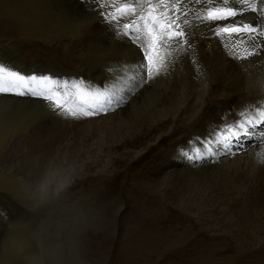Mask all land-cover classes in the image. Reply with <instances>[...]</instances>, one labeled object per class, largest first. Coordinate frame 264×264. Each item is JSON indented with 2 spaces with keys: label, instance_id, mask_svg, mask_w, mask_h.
Segmentation results:
<instances>
[{
  "label": "rangeland",
  "instance_id": "1",
  "mask_svg": "<svg viewBox=\"0 0 264 264\" xmlns=\"http://www.w3.org/2000/svg\"><path fill=\"white\" fill-rule=\"evenodd\" d=\"M94 7L90 0L83 5L77 0H0V62L23 74L83 79L86 90L89 83L96 90L100 84L120 86L139 61V49L117 37L102 18L82 36L59 27L58 13ZM23 29L30 34L19 38ZM195 49L208 80L204 106L217 82L245 80L256 90L255 78H264V60L230 55L224 65L209 64L198 59ZM196 75L197 66L182 55L170 79L144 85L139 101L107 122L61 117L43 100L23 101L35 110L15 117L14 140L0 152V236L10 224L31 222L37 236L28 252L38 264H264V164L257 157L264 150L244 157L264 136V125L233 146L234 152L243 147L237 155L229 157L213 145L225 157L200 170L192 166L180 149L202 153L209 147L205 141L213 138L196 130L203 110L193 104L201 96ZM101 78L109 83H100ZM178 95L185 100L181 107L175 104ZM73 99L67 95L62 102L72 107ZM49 159L63 166L68 179L41 201L45 212L35 214L17 176ZM4 264H10L8 257ZM15 264L27 261L21 257Z\"/></svg>",
  "mask_w": 264,
  "mask_h": 264
},
{
  "label": "snow or ice",
  "instance_id": "2",
  "mask_svg": "<svg viewBox=\"0 0 264 264\" xmlns=\"http://www.w3.org/2000/svg\"><path fill=\"white\" fill-rule=\"evenodd\" d=\"M81 5L85 0H77ZM95 7L58 13L61 30L82 36L100 18L117 37L125 38L139 49L140 59L131 67L135 69L123 76V83L114 89L106 84L93 89L91 83L85 88V80H57L51 75L23 74L14 71L0 62V152L6 151L14 140L18 123L15 117L24 111L35 108L22 103L27 98L43 100L47 108L61 117L71 116L94 117L106 115L123 107L136 91L149 82L170 79L179 58L188 56L197 66L201 96L193 100L198 104L197 111L204 108V97L207 95L208 80L205 72L200 71L196 59L194 29L208 26L212 37L228 41L231 55L237 59H247L264 53V0H238L239 7L230 6L231 0H203L204 7L193 10V5L201 0H90ZM254 14L252 20L246 14ZM239 17V18H238ZM218 21H229L227 24ZM242 49V51H238ZM257 87L264 88V82ZM72 90V91H69ZM71 95L74 106L69 107L62 102V97ZM15 98V99H11ZM208 99H211L208 97ZM185 103L182 96H177V107ZM240 119L221 123L211 140L205 141L209 147L203 152L194 150L189 153L180 149L181 154L189 161L199 162L201 157L211 156L213 159L223 151L229 157L243 151V147L233 151V146L240 143L241 138L251 137L255 129L264 125V105L245 108L239 113ZM260 144H264L261 136ZM213 145H219L217 151ZM258 161L264 164V152L257 154ZM55 159L38 164L19 176L18 185L32 199L45 200L52 192H57L68 179ZM31 222L10 224L8 232L0 236V264L6 258L5 246L29 245L37 236Z\"/></svg>",
  "mask_w": 264,
  "mask_h": 264
},
{
  "label": "bare ground",
  "instance_id": "3",
  "mask_svg": "<svg viewBox=\"0 0 264 264\" xmlns=\"http://www.w3.org/2000/svg\"><path fill=\"white\" fill-rule=\"evenodd\" d=\"M232 3L230 6H234V7H239V3H238V0H231ZM199 7L202 9L204 7V4H203V0L201 1V3L199 4ZM193 10H197V8H195L193 6ZM246 17L247 19L249 20H252L254 18V14L251 13L249 11V13L246 14ZM239 18V17H238ZM217 23H220V24H227L229 23V21H218ZM208 26H205V27H197L194 29V40L196 41V44L195 46L197 47L198 49V59L200 60H204L205 62H208L209 64H213L214 62H218L222 65H224L225 63H227V58H231L230 55V47L229 45L227 46V43L223 42L222 44V38H218V37H212L211 36V33L210 31L207 30ZM30 31L29 30H26V29H23V30H20L17 32V36H24V35H27V34H30L29 33ZM42 34L40 33V36ZM25 37V36H24ZM44 37V36H43ZM20 38V37H19ZM28 39V38H26ZM34 39V38H33ZM45 39V38H44ZM108 40V39H107ZM29 41V40H28ZM32 41V39H31ZM35 41V40H34ZM48 41V40H47ZM19 44V43H18ZM222 44V45H221ZM134 46V45H133ZM200 54V56H199ZM136 55V54H135ZM250 58H252V62L253 61H262L264 60V53H262L261 55L259 56H251ZM96 59V58H95ZM185 59V58H184ZM187 59V57H186ZM35 62V61H34ZM138 62V61H137ZM182 62V61H181ZM211 62V63H210ZM189 65V64H188ZM215 65V64H214ZM219 65V64H218ZM210 66V65H207V67ZM214 67V66H213ZM129 68V67H128ZM186 68V67H185ZM213 69V68H212ZM36 69L34 68L33 71H35ZM96 70V69H95ZM127 72H125L126 74H129L130 75V72L132 71H135L134 68L131 67V70H127ZM123 72V71H122ZM37 74V73H36ZM41 74V73H40ZM52 74V73H51ZM94 74V73H93ZM101 74V73H99ZM102 75V74H101ZM105 75V74H104ZM54 76V75H53ZM88 76V75H87ZM98 76V75H97ZM122 76V75H121ZM114 77V76H113ZM112 77V78H113ZM81 78V76H80ZM99 78V77H98ZM110 78H111V75H110ZM117 78V77H115ZM220 78H223V77H220ZM105 79V78H104ZM118 79V78H117ZM120 79V77H119ZM90 80V79H89ZM98 80V79H97ZM255 80H259L258 83H261V82H264V78H255ZM99 81V80H98ZM97 81V83H98ZM102 78H101V82L102 83ZM226 81V79H225ZM103 82L105 83H109L108 82V79L107 80H104ZM123 83V76H122V80H121V83H120V86L122 85ZM155 84V83H154ZM227 84V85H226ZM101 85V84H100ZM110 85V84H108ZM152 85V84H151ZM118 86V87H120ZM148 86V85H147ZM251 86H253V84H251ZM144 88V87H143ZM148 88V87H147ZM152 88V87H151ZM150 88V89H151ZM146 89V88H145ZM101 90V88H100ZM105 90V89H104ZM142 88L138 89L135 93V95L131 96V98L128 100V102L121 108L117 109L116 111H113V112H109L108 114L106 115H99V116H94L93 118H95V120H100V121H105L107 122L106 120H104L105 118H109V119H119L121 117V115H123L124 112H126L127 110H129L130 108H132L135 103H137L139 100V97L140 96H143L142 93ZM210 94H209V97L211 99H209V103L204 106L203 110H202V115H199L201 116V119L199 121V125L198 127L196 128V130H198L199 133H214L216 128L221 125V123H230V122H234L238 119H240V116H239V113L240 111H242L243 109L245 108H251L253 106H256V107H260L262 105H264V88H260L258 87L256 90H250L249 87H248V84L245 80H231L230 82L227 81V82H217V84L213 85L212 87H210ZM145 92H147L145 90ZM144 92V93H145ZM208 93V92H207ZM39 102V101H38ZM70 102V101H69ZM181 107V106H180ZM179 109V108H178ZM181 110V108H180ZM188 110V109H186ZM128 112V111H127ZM189 112V111H188ZM180 116V115H179ZM178 116V117H179ZM177 118V117H176ZM182 117H180L179 119H181ZM168 119V118H167ZM178 119V120H179ZM190 119V118H188ZM192 120V119H191ZM162 121V120H161ZM174 121H177V120H174ZM188 121V120H186ZM167 122V121H165ZM195 122V121H194ZM161 123V122H160ZM168 123V122H167ZM166 123V125H167ZM172 123V122H171ZM175 123V122H174ZM179 123V121H178ZM159 124V123H158ZM163 124V123H162ZM185 124V122H184ZM165 125V126H166ZM193 125V124H192ZM155 126V125H154ZM158 126V125H157ZM156 126V127H157ZM159 127V126H158ZM161 127V125H160ZM159 127V129H160ZM164 127V126H163ZM155 128V127H153ZM169 128V127H168ZM151 129V128H150ZM164 129V128H163ZM162 129V130H163ZM170 129V128H169ZM168 129V130H169ZM174 130V128H172ZM190 129V128H189ZM66 130V129H65ZM165 130V129H164ZM203 130L205 132H203ZM167 131V130H165ZM192 131V129H191ZM191 131H189L191 133ZM159 132V131H158ZM168 132V131H167ZM171 132V131H169ZM197 132V131H196ZM140 133V132H139ZM151 134V132H149ZM156 133V131L154 132ZM153 133V135H154ZM160 133V132H159ZM164 133V132H163ZM172 133V132H171ZM145 134V133H144ZM144 134H142L143 136H145ZM192 134V133H191ZM198 134V133H197ZM196 134V135H197ZM69 135V134H68ZM147 135V134H146ZM209 135V134H208ZM152 136V135H151ZM150 136V137H151ZM205 136V135H204ZM136 137H139V136H136ZM149 137V136H148ZM155 137V136H154ZM153 137V138H154ZM157 137V136H156ZM187 137V135L185 136ZM209 137V136H208ZM152 138V137H151ZM195 138V137H194ZM144 139V138H143ZM148 139V138H147ZM198 139V138H197ZM208 139V138H207ZM152 140V139H151ZM155 140V138H154ZM182 140V139H181ZM188 140V139H187ZM190 140H193L191 139L190 137ZM201 140V139H200ZM135 141V140H133ZM132 141V142H133ZM137 141V139H136ZM135 141V142H136ZM153 141V140H152ZM208 141V140H207ZM130 142V141H129ZM134 142V143H135ZM140 142V141H139ZM144 142V141H143ZM148 142V141H147ZM146 142V143H147ZM198 142V141H197ZM200 142V141H199ZM194 143V142H192ZM152 144V143H151ZM197 144V143H196ZM200 144V143H199ZM128 145V144H126ZM141 145V144H140ZM158 145V144H157ZM204 145V144H203ZM206 145V143H205ZM120 146V145H119ZM175 146V145H174ZM179 146V145H178ZM177 146V147H178ZM201 146V144H200ZM215 146V145H214ZM190 147V146H189ZM198 147V146H197ZM204 147V146H203ZM207 148V146H205ZM218 147V146H217ZM144 148V147H143ZM147 147H145L146 149ZM150 148V147H149ZM192 148V147H191ZM200 148V147H199ZM122 149V148H121ZM148 149V148H147ZM175 150V148H173ZM249 151L247 153V155H243L242 153L239 154V155H242L244 157H249L251 155L254 154L255 150H259V151H262L264 150V144L263 145H260L259 143L258 144H255V145H250L249 146ZM52 150V149H51ZM151 150V149H150ZM179 150V149H178ZM190 150V149H189ZM142 151V149H141ZM190 152V151H189ZM143 153V152H141ZM175 153H179V156H182L180 154V152H176ZM192 153V152H191ZM138 154V153H137ZM170 153H168L169 155ZM246 154V153H245ZM139 155V154H138ZM168 155L166 157H168ZM175 157V155H174ZM178 157V156H177ZM176 157V158H177ZM211 157V156H210ZM225 157V154L224 153H220V155L218 157H216L215 159H213L212 157L211 158H208L206 161H202V160H199L198 163H194V160L191 161V165L196 167L197 169L199 168H204L205 166L204 165H207L209 164L208 162H212V163H215V161L217 162L218 159L220 158H223ZM180 158V157H179ZM243 158V157H242ZM181 159V158H180ZM245 159V158H244ZM168 160V159H167ZM173 160V159H172ZM215 160V161H214ZM223 160V159H221ZM227 160V159H224V161ZM233 160V159H232ZM171 161V160H169ZM172 162V161H171ZM175 162V161H174ZM221 162V161H220ZM167 163V161H166ZM169 163V162H168ZM218 164V163H217ZM224 164V163H223ZM171 165V164H170ZM183 165V164H182ZM202 165V166H201ZM216 165V164H215ZM214 165V166H215ZM222 165V164H221ZM163 166V165H162ZM161 166V167H162ZM179 166V165H178ZM181 166V164H180ZM212 166V165H211ZM174 167V166H173ZM176 167V166H175ZM207 167H210V165H208ZM218 167V166H217ZM71 168V167H70ZM69 168V169H70ZM165 168V167H164ZM163 168V169H164ZM177 168V167H176ZM206 168V167H205ZM215 168V167H214ZM161 169V168H160ZM159 169V170H160ZM212 169V168H211ZM67 170V169H66ZM209 170V169H208ZM207 170V171H208ZM69 170H67L68 172ZM206 171V170H205ZM165 172V171H164ZM71 173V172H70ZM264 174V173H263ZM66 175V174H65ZM171 175V174H170ZM264 178V177H263Z\"/></svg>",
  "mask_w": 264,
  "mask_h": 264
},
{
  "label": "clouds",
  "instance_id": "4",
  "mask_svg": "<svg viewBox=\"0 0 264 264\" xmlns=\"http://www.w3.org/2000/svg\"><path fill=\"white\" fill-rule=\"evenodd\" d=\"M27 195L29 196L30 200H32L34 203L35 214L44 213L46 210V205L42 203L40 199H32L30 194ZM28 249L29 245L27 244H18L12 246L6 245V257L9 258L10 264H15V261L21 257L25 261H27V264H38V261H36L32 256L29 255Z\"/></svg>",
  "mask_w": 264,
  "mask_h": 264
}]
</instances>
